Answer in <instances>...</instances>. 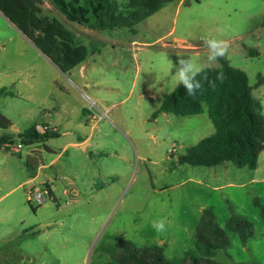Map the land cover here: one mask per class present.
Wrapping results in <instances>:
<instances>
[{
  "label": "rangeland",
  "instance_id": "374dc122",
  "mask_svg": "<svg viewBox=\"0 0 264 264\" xmlns=\"http://www.w3.org/2000/svg\"><path fill=\"white\" fill-rule=\"evenodd\" d=\"M42 1L43 16L99 52L64 74L0 13V88L14 93L0 98V113L13 124L0 136L23 145L19 153L0 145V264H119V243L161 246L180 264L195 250L202 206L221 228L233 216L253 224L246 244L228 232L231 245L216 252V261L264 264V220L255 206L258 200L264 207V181L252 182L264 180V154L257 171L232 163L181 165L180 156L216 132L208 106L199 115L161 113L152 120L177 88L171 62L178 56L205 62L208 36L228 41L224 58L246 72L264 114V85L255 86L264 75V0H180L136 34L70 23L50 0ZM218 67L219 60L210 68ZM83 108L107 117L92 128ZM54 121L63 124L62 135L22 142L24 131ZM78 137L90 138L94 156L70 145ZM39 166L41 176L27 183ZM43 181L56 196L38 207L27 194L46 186ZM159 217L167 221L163 234L151 226Z\"/></svg>",
  "mask_w": 264,
  "mask_h": 264
},
{
  "label": "trees",
  "instance_id": "16d2710c",
  "mask_svg": "<svg viewBox=\"0 0 264 264\" xmlns=\"http://www.w3.org/2000/svg\"><path fill=\"white\" fill-rule=\"evenodd\" d=\"M70 23L91 26L100 31L127 29L136 34V28L147 19L178 0H50ZM42 0H0V12L29 39L62 73H70L81 66L99 48L80 44L77 36L56 19L43 16ZM91 18L94 20L91 23ZM252 56L258 52L251 51ZM220 67L206 69L209 79L215 80L223 72V83L216 81L215 90L204 89L189 97L183 86L165 95L162 105L153 116L161 113L176 117H189L203 113L208 106V116L215 127V134L202 139L196 146L179 157L181 165L216 167L232 163L238 168L255 170L258 158L264 151V114L262 104L255 99L249 77L241 69L234 68L228 60L220 58ZM202 74V75H204ZM200 79V77H198ZM264 85V75L258 77L256 87ZM14 95L6 87L0 88V98ZM13 127L10 119L0 113V130ZM59 134L39 135L35 126L21 134L22 142L30 145L45 143ZM10 135L0 136V145L14 143ZM53 197L51 185L46 184ZM264 220V207L255 201ZM228 232L238 235L242 244L253 236V224L245 217L233 216L226 228L217 224L211 209H206L196 230L195 250L187 252L180 264H223L214 259L216 252L227 250L231 243ZM115 260L119 264H175L165 256L161 246L137 248L131 243H119Z\"/></svg>",
  "mask_w": 264,
  "mask_h": 264
},
{
  "label": "clouds",
  "instance_id": "9594fccd",
  "mask_svg": "<svg viewBox=\"0 0 264 264\" xmlns=\"http://www.w3.org/2000/svg\"><path fill=\"white\" fill-rule=\"evenodd\" d=\"M204 45L207 49L205 62H199L193 57L184 58L183 56H178L175 63L171 62V73L172 69L175 68L174 73H172L175 85H182L189 97H195L198 92L202 91L205 82L208 88L215 90L216 81L223 83L225 79L223 72L218 73L215 80L209 79L204 73H206V69L214 65L220 58L226 56L229 49L228 41L208 36L204 38ZM151 226L158 234H163L167 230V221L165 218L159 217L151 221Z\"/></svg>",
  "mask_w": 264,
  "mask_h": 264
},
{
  "label": "crops",
  "instance_id": "0c3cea01",
  "mask_svg": "<svg viewBox=\"0 0 264 264\" xmlns=\"http://www.w3.org/2000/svg\"><path fill=\"white\" fill-rule=\"evenodd\" d=\"M178 1H180V0H178ZM177 1V2H178ZM176 3V2H175ZM172 4H174V3H172ZM167 7V6H166ZM165 7V8H166ZM164 8V9H165ZM162 11V10H161ZM160 11V12H161ZM159 12V13H160ZM1 13V12H0ZM2 14V13H1ZM158 14V13H157ZM157 14H155V15H157ZM3 15V14H2ZM154 15V16H155ZM153 17V16H152ZM151 18V17H150ZM7 19V18H6ZM148 20V19H147ZM146 20V21H147ZM145 21V22H146ZM10 22V21H9ZM144 22V23H145ZM11 23V22H10ZM143 23V24H144ZM12 24V23H11ZM13 25V24H12ZM15 27V26H14ZM17 29V28H16ZM18 32H20L19 30H18ZM21 33V32H20ZM23 35V34H22ZM24 36V35H23ZM24 38H26L25 36H24ZM27 39V38H26ZM28 41H30L29 39H27ZM30 43L34 46V47H36L31 41H30ZM37 48V47H36ZM39 50V49H38ZM40 51V50H39ZM41 52V51H40ZM42 53V52H41ZM43 54V53H42ZM45 56V55H44ZM46 57V56H45ZM47 58V57H46ZM48 59V58H47ZM49 60V59H48ZM50 61V60H49ZM51 62V61H50ZM52 63V62H51ZM53 64V63H52ZM55 66V65H54ZM56 67V66H55ZM57 68V67H56ZM83 95H85V96H87L85 93H83ZM88 97V96H87ZM89 98V97H88ZM95 103L96 102H94V105H95ZM55 110V109H54ZM203 111H204V109H203ZM83 113H84V115H85V119H86V122L89 124V123H91V121H90V114H92V113H95V111H93V109H87V108H83ZM156 120V119H155ZM155 120H153V121H155ZM46 125H50V126H53V127H55L56 129H57V131H58V134H59V136L60 135H62L63 134V130H62V123H60V122H58V121H54V122H52V124H46ZM96 126V125H95ZM95 126H92V128H95ZM70 145H72V146H74V147H76V148H78L79 150H81L82 152H84V153H89L90 154V156H94L93 155V153L92 152H89V147H91L92 146V142H91V140H90V138L89 137H87V138H81V137H78V141L76 142V143H72V144H70ZM262 154H264V151L263 152H261V154L259 155V158H260V156L262 155ZM29 156H31V154H29ZM259 158H258V165H257V168L255 169V170H253V171H257L258 170V168H259ZM219 166H221V165H219ZM224 166V171H226L227 169H226V166H229V165H223ZM44 168V166H39L38 168H37V170H36V172H35V174H34V176H32V178L30 179V180H28V182L27 183H30V182H34V181H36L40 176H41V170ZM264 180H258V179H253L252 180V182H254V183H260V182H263ZM51 184L49 181H43V182H40V184L39 185H42V184ZM230 186H232V184H229ZM51 190H52V193H53V197H52V199H54V197L56 196L55 195V191H54V189H53V187L51 188ZM66 192V191H65ZM206 209H208V208H206L205 206H202V207H200V215H199V217H198V219L199 218H201V216L203 215V213H204V211L206 210ZM215 217H216V215H215ZM216 219H217V217H216Z\"/></svg>",
  "mask_w": 264,
  "mask_h": 264
},
{
  "label": "built area",
  "instance_id": "2783aa9c",
  "mask_svg": "<svg viewBox=\"0 0 264 264\" xmlns=\"http://www.w3.org/2000/svg\"><path fill=\"white\" fill-rule=\"evenodd\" d=\"M107 113H103L102 116H98L96 113L90 114V121L93 126L103 118L107 117ZM35 132L39 135H45L49 133H56L57 129L53 126L46 124H36ZM6 148L10 149V152L19 153L23 149L22 143H18L17 146L14 143H6L4 145ZM27 199L30 203H35L38 207L42 206L48 199H52L49 189L46 186L41 188H33L27 194Z\"/></svg>",
  "mask_w": 264,
  "mask_h": 264
}]
</instances>
